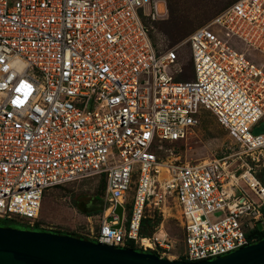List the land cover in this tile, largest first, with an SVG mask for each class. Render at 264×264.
Here are the masks:
<instances>
[{
	"label": "built area",
	"instance_id": "obj_1",
	"mask_svg": "<svg viewBox=\"0 0 264 264\" xmlns=\"http://www.w3.org/2000/svg\"><path fill=\"white\" fill-rule=\"evenodd\" d=\"M167 15V0H0V220L32 229L47 190L103 178L94 242L164 252L166 233L141 236L140 224L173 208L187 262L264 238V184L248 167L264 158V0H235L190 33L189 80L177 46L150 37ZM203 112L237 152L168 159L164 144Z\"/></svg>",
	"mask_w": 264,
	"mask_h": 264
},
{
	"label": "rangeland",
	"instance_id": "obj_2",
	"mask_svg": "<svg viewBox=\"0 0 264 264\" xmlns=\"http://www.w3.org/2000/svg\"><path fill=\"white\" fill-rule=\"evenodd\" d=\"M233 1L235 0H167V17L148 24L151 27L150 37L158 50L177 46L179 58L184 61L183 75L179 79L192 78L187 42L190 33L206 24ZM256 58L264 64V58L258 55ZM163 151L168 159L184 163L228 156L237 152V148L216 119L210 113L203 112L199 117V123L185 140L166 143ZM249 163L246 164L252 169L255 177L264 184V158L257 155ZM230 164L237 170V175L246 169L245 164L235 156ZM104 185L103 178H89L47 190L41 199L37 221L32 229L81 237L91 234L90 230L95 234L103 215ZM126 201L124 207L128 213L131 200L126 198ZM152 221L150 236L161 231L162 234L166 233L170 240L167 250L164 252L157 250L160 257L169 260L183 259V233L177 210L173 208L169 215L156 217ZM13 228L25 230L22 227ZM134 249L138 250L136 247Z\"/></svg>",
	"mask_w": 264,
	"mask_h": 264
},
{
	"label": "water",
	"instance_id": "obj_3",
	"mask_svg": "<svg viewBox=\"0 0 264 264\" xmlns=\"http://www.w3.org/2000/svg\"><path fill=\"white\" fill-rule=\"evenodd\" d=\"M264 130V124L254 132ZM120 227L123 210L116 205ZM0 264H264V238L224 256L187 262L158 254L114 247L89 239L49 231L19 230L0 225Z\"/></svg>",
	"mask_w": 264,
	"mask_h": 264
},
{
	"label": "trees",
	"instance_id": "obj_4",
	"mask_svg": "<svg viewBox=\"0 0 264 264\" xmlns=\"http://www.w3.org/2000/svg\"><path fill=\"white\" fill-rule=\"evenodd\" d=\"M105 187V185H104ZM156 216L154 218H149V217H146L144 218L142 221H141V224H140V234L141 236H144V237H148L150 236V233H151V224L153 223L152 219H155ZM155 222V221H154ZM0 225L1 226H6V227H22V228H25V230H28L29 228L26 227L25 225H22L18 222H15L13 220H0ZM29 230H34L35 229H29ZM42 231V230H40ZM54 233H57V234H64V233H60V232H54ZM67 235H70V236H75V237H80V238H85L87 239L86 237H81V236H78V235H75V234H67ZM262 239V238H261ZM260 239V240H261ZM125 248H131V249H134L135 246L133 244V242H128L125 246ZM151 253H155L157 254L156 252H151ZM181 261H184V259H181Z\"/></svg>",
	"mask_w": 264,
	"mask_h": 264
},
{
	"label": "bare ground",
	"instance_id": "obj_5",
	"mask_svg": "<svg viewBox=\"0 0 264 264\" xmlns=\"http://www.w3.org/2000/svg\"><path fill=\"white\" fill-rule=\"evenodd\" d=\"M144 243H147V241H146V240H144Z\"/></svg>",
	"mask_w": 264,
	"mask_h": 264
}]
</instances>
